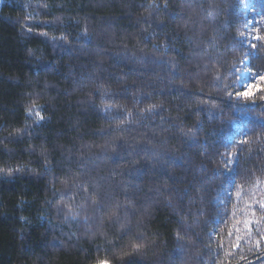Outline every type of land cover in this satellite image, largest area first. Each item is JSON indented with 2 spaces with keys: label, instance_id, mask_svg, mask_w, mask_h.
<instances>
[{
  "label": "trees",
  "instance_id": "16d2710c",
  "mask_svg": "<svg viewBox=\"0 0 264 264\" xmlns=\"http://www.w3.org/2000/svg\"><path fill=\"white\" fill-rule=\"evenodd\" d=\"M260 77L264 0H2L0 264H264Z\"/></svg>",
  "mask_w": 264,
  "mask_h": 264
},
{
  "label": "snow or ice",
  "instance_id": "6c2138e0",
  "mask_svg": "<svg viewBox=\"0 0 264 264\" xmlns=\"http://www.w3.org/2000/svg\"><path fill=\"white\" fill-rule=\"evenodd\" d=\"M0 2H2V0H0ZM31 30V27L29 26V31ZM254 39H260V37H254ZM241 43H243V41H241ZM252 47H255V45H252ZM241 77L246 76V75H250L249 73H245V72H241L240 73ZM216 79L219 80L220 77L219 75L216 76ZM260 79L264 80V77H260ZM227 95L229 97L233 96V93H227ZM235 96L237 98H243L244 100H254L255 97V92L251 91V90H243L240 92L235 93ZM262 99H264V97H262ZM203 103H207L206 100L202 101ZM213 107L215 106V102H213ZM41 111L42 110H37V111H30L29 115H35L36 117H38L39 119H43L42 115H41ZM129 116H131V113L128 114ZM209 115L211 116V112H209ZM261 126L264 127V122L261 123ZM191 131V130H190ZM260 139L257 138L256 140H250L249 138H247V134H245V138L240 139L238 142L235 140V138L233 139L232 143L233 144H237V146L239 145H246V144H251V143H260ZM240 151H243V149L241 148ZM221 162L224 164L225 166V172L224 175L226 177V183L235 186V172H236V168L233 167V165H235L236 167L239 166V157L236 155L235 152H231L228 154L227 159H224L222 157ZM229 173H233L232 175H229ZM10 174V173H9ZM264 183V181H261L259 179H257L255 181V185L254 187V191L252 192V196H253V200L250 204L247 205L248 211L251 214V218L247 219L244 221L245 224V228L247 230V234L249 235V237H251V234L253 232V227L252 225H255V231L256 233L259 234L260 236V240H264V231H261V227L264 226V195H261L260 198H256V191L260 190V184ZM225 196L230 200L231 199V193L230 192H225ZM237 198H240V191L238 190L237 192ZM93 203H96V200L93 199L92 200ZM257 211H259L261 213L259 219L256 218V213ZM112 215H115V211L112 212ZM237 232H239V229H236ZM229 238L232 237V232L230 231L228 233ZM236 243L233 245V248H238L239 247V241L241 240L240 236H236ZM260 240L256 241V247L259 248L260 247ZM221 248L223 247V245H219ZM136 250L139 249V245H134L133 246ZM232 253L229 252L227 253V255H231ZM96 264H111V261L107 258H102V259H98Z\"/></svg>",
  "mask_w": 264,
  "mask_h": 264
}]
</instances>
